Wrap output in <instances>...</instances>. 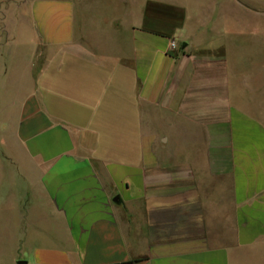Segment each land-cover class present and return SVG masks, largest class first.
Here are the masks:
<instances>
[{"label": "crops", "instance_id": "crops-1", "mask_svg": "<svg viewBox=\"0 0 264 264\" xmlns=\"http://www.w3.org/2000/svg\"><path fill=\"white\" fill-rule=\"evenodd\" d=\"M78 1L0 0L31 33L23 55L0 35L7 262L264 264V63L232 18L253 10L121 0L91 30Z\"/></svg>", "mask_w": 264, "mask_h": 264}, {"label": "rangeland", "instance_id": "rangeland-1", "mask_svg": "<svg viewBox=\"0 0 264 264\" xmlns=\"http://www.w3.org/2000/svg\"><path fill=\"white\" fill-rule=\"evenodd\" d=\"M238 2L240 4H245L253 10L245 12L243 8L241 9L239 7L236 16L235 13H233L232 18L233 20L236 19L237 25H240V22L242 21H246L249 25H253L248 29V35H252L254 36V39L259 38L260 40H254V43L249 45L244 51L254 54L253 58L249 59L248 64L258 67L257 65L259 63H264V0H239ZM120 3L121 0H79L76 4V15L77 17L79 16V20L83 25L90 26V28H92L91 30H94L96 29V26L101 25L104 20L109 19L110 16L120 14L117 12V7H121ZM16 8V6H11L8 7V9H4L1 13V18L6 19V21L0 23V35L2 39H5L7 36L14 37L10 48H15L14 51L17 53L19 52V55H23L25 52H28L29 54V52H31V47L26 37H29L31 33L24 28L23 31L22 28L21 31L17 28L20 26L18 23L22 17L21 13H19ZM17 63L21 65V61H17ZM39 66L40 61L37 57L36 67L33 69L35 75L38 74ZM13 72L16 73V71ZM4 133H6V125L0 120V135L3 137ZM1 140L2 139H0V143ZM3 146L4 145L0 144L1 178L6 177V168L13 167ZM19 178L20 177L16 176L18 181L20 180ZM2 191H5V189L0 188V192ZM9 204H12L10 199L0 200V264H10L7 260L9 259L8 255L10 256L8 251L11 252L12 250V241L9 242V240H13L12 234L14 230L11 228L14 224L12 223L14 217L12 213L13 211L7 209ZM6 252L8 255H6Z\"/></svg>", "mask_w": 264, "mask_h": 264}, {"label": "built area", "instance_id": "built-area-1", "mask_svg": "<svg viewBox=\"0 0 264 264\" xmlns=\"http://www.w3.org/2000/svg\"><path fill=\"white\" fill-rule=\"evenodd\" d=\"M176 48H177V43H175V41H171L169 49L173 50V49H176Z\"/></svg>", "mask_w": 264, "mask_h": 264}, {"label": "water", "instance_id": "water-1", "mask_svg": "<svg viewBox=\"0 0 264 264\" xmlns=\"http://www.w3.org/2000/svg\"><path fill=\"white\" fill-rule=\"evenodd\" d=\"M17 264H25V262L22 261V260H19V261L17 262Z\"/></svg>", "mask_w": 264, "mask_h": 264}]
</instances>
